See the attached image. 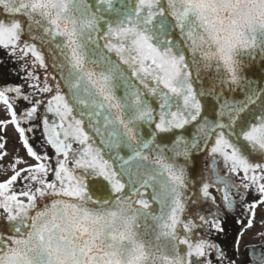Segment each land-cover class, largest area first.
Segmentation results:
<instances>
[{
	"label": "snow or ice",
	"instance_id": "obj_1",
	"mask_svg": "<svg viewBox=\"0 0 264 264\" xmlns=\"http://www.w3.org/2000/svg\"><path fill=\"white\" fill-rule=\"evenodd\" d=\"M0 49L22 62L28 88L54 93L45 103L20 85L0 89L11 116L0 125H17L37 161L16 171L17 159L0 182V264H264V243L246 245L241 258L239 236L230 255L210 239L225 231L221 209L211 183L202 178L194 191L186 173L190 153L214 136L209 156L224 208L233 209L232 189L241 200L254 190L244 227L253 226L264 204V87L246 73L257 59L264 71V0H0ZM21 99L31 105L26 120L40 106L54 117L42 121L54 166L19 127L13 101ZM205 100L215 102L211 119ZM192 124L190 141L156 142ZM120 148L130 154L110 155ZM240 172V184L231 182ZM18 179L26 181L19 192ZM209 200L215 210L203 208Z\"/></svg>",
	"mask_w": 264,
	"mask_h": 264
},
{
	"label": "flooded vegetation",
	"instance_id": "obj_2",
	"mask_svg": "<svg viewBox=\"0 0 264 264\" xmlns=\"http://www.w3.org/2000/svg\"><path fill=\"white\" fill-rule=\"evenodd\" d=\"M26 59L31 60L33 58H31L29 54V57ZM14 60L15 58L10 57L6 50L0 49V89H2L6 85H20L22 86V90L25 94H33L34 99L42 97L46 103L47 99L50 98V96L54 93L41 94L39 92H34V90L31 88H28L26 82L21 79V76L26 75V73L20 72L22 62H14ZM36 71L42 83L45 76V70L38 68ZM48 71L50 70L48 69ZM54 83V81L50 80V85L54 86ZM8 95L10 99L15 96L14 93H8ZM30 106L31 105L28 104L27 101H23L22 99L13 101V109L17 113L19 127L25 129L26 139L29 141L33 149L38 154L40 153L39 155L47 154L51 158L50 161L41 162H51L54 166L56 159L55 152L46 144L42 130L43 119L47 118L49 120V123H51L54 117L52 116V114L46 112L44 106H40L38 108L36 116L32 120L28 121L26 120L24 113L25 110ZM241 115L244 116L245 119L248 118L244 113H242ZM10 119L11 116L8 114L6 106L3 104V102H0V121H10ZM29 128H31L32 131H28ZM237 131H239V128H237ZM214 141L215 137L213 136L206 147L205 153L202 155L199 172L197 173L193 181V190L197 192L199 191L200 181L202 178L206 182L211 183L212 186L209 188V192L211 197H213L215 200V205L219 206L221 209L222 226L225 231L220 234H214L212 237H210V239L214 240V242L225 248V250L228 251L230 255L231 253L229 245L235 237L239 236V254L241 258H243L247 251L246 245H260L261 243H264V236L257 235V233L264 232V223H262V221H264V204L257 205V208L255 209V216L253 218V226L251 228L244 227L250 217V214L245 211V205L251 203L253 200L259 199L254 190H251L248 193L244 194V199L241 200L240 194L237 193V190L235 188L232 189L231 195L234 201L233 209L232 211H228L224 208V205L222 203V193L218 190L219 188L223 187V185H216L214 183L215 176L212 174L213 157L209 156V152L214 144ZM0 143H4L5 145V148L0 151L6 153V155L0 158V182L6 181L13 175L12 165L17 159L22 161V163L15 164L16 171L35 165L37 163V161L33 157L28 155L27 150L23 147V142L21 141L19 132L17 131V125H13L11 123L0 125ZM73 147L76 148L78 147V145L73 144ZM215 160V167L219 171V174L221 176L225 175L226 169L224 167L223 158L217 155L215 157ZM242 176L243 173L240 172L235 176L230 175L229 178L231 182L240 184ZM48 179H52L51 173L49 174ZM25 183L26 181L18 179L13 185L14 190L19 192L23 188ZM241 192L243 193V190H241ZM209 207H213V210H215L211 200L203 204V208L205 210ZM241 233H243V235H240Z\"/></svg>",
	"mask_w": 264,
	"mask_h": 264
},
{
	"label": "water",
	"instance_id": "obj_3",
	"mask_svg": "<svg viewBox=\"0 0 264 264\" xmlns=\"http://www.w3.org/2000/svg\"><path fill=\"white\" fill-rule=\"evenodd\" d=\"M37 44L39 46V42H37ZM44 52H45L46 60H47V50L44 49ZM49 70L53 71V69L51 68L50 61H49ZM53 74H55L54 71H53ZM246 75L249 79L254 80L259 87H264V71L261 70V64H260L259 59H257L256 63L247 71ZM197 87H198V85H197ZM226 97L229 100H236V101L242 100L244 98L243 93H241V92H236V93H227L226 92ZM202 102L205 104L204 114L211 119L213 117V113L211 111V105L215 102L214 101H207V100L202 101ZM216 108L218 110V108H219L218 104H216ZM42 130H43V135H44V128H42ZM86 130L93 136V138L96 140L99 147L103 148V145L99 144V137L96 136L95 133H93L91 131V129L86 128ZM147 130H148L147 126H145V131H147ZM194 132H195V125L194 124L188 125L184 129L174 130V131L169 132V133L160 134L157 137L156 142L167 145V147L170 149L173 147V141L175 140L176 136H183L185 139L190 141ZM150 138L151 137H149V136H145V139H150ZM211 138H212V136L209 137V142H210ZM232 139L235 140L236 137L233 135ZM208 143L205 144L201 141L199 150L198 151L193 150L190 153V156L188 158L187 165H186V173L188 175L190 185L192 188H193V181H194L197 173L199 172V166H200V161H201L202 155L205 153ZM48 146L51 147L50 145H48ZM152 147H154V145H150V148H152ZM146 151H148V150H146ZM117 153L121 156H125V158H126V153L130 154V153H128L127 149L120 148V149H113L111 151L110 155L114 157L117 155ZM105 154L108 157L109 153H107V150H105ZM165 155L171 157V156H173V153L166 152ZM175 160L177 163L183 164L185 158L180 156V157H175ZM148 191H150V189ZM191 194H192V191H189L188 195L191 196Z\"/></svg>",
	"mask_w": 264,
	"mask_h": 264
},
{
	"label": "bare ground",
	"instance_id": "obj_4",
	"mask_svg": "<svg viewBox=\"0 0 264 264\" xmlns=\"http://www.w3.org/2000/svg\"><path fill=\"white\" fill-rule=\"evenodd\" d=\"M193 189H194V186H193Z\"/></svg>",
	"mask_w": 264,
	"mask_h": 264
},
{
	"label": "rangeland",
	"instance_id": "obj_5",
	"mask_svg": "<svg viewBox=\"0 0 264 264\" xmlns=\"http://www.w3.org/2000/svg\"><path fill=\"white\" fill-rule=\"evenodd\" d=\"M40 154V153H39Z\"/></svg>",
	"mask_w": 264,
	"mask_h": 264
}]
</instances>
